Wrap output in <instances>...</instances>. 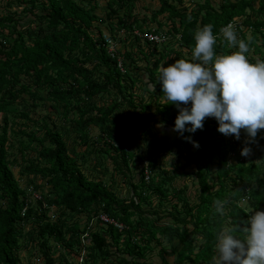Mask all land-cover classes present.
Instances as JSON below:
<instances>
[{"label": "trees", "instance_id": "obj_1", "mask_svg": "<svg viewBox=\"0 0 264 264\" xmlns=\"http://www.w3.org/2000/svg\"><path fill=\"white\" fill-rule=\"evenodd\" d=\"M0 1V264H34L20 255L28 243L41 253L40 264H70V256H81L83 249L86 256L77 264H158L152 259L156 249L162 264H170L169 256H176V264H211L215 230L244 227L252 212L264 211V130L250 143L251 158L231 161L240 142L225 140L215 118H206L195 133L173 131L179 109L159 82L161 65L175 63L182 53L191 59L195 31L205 25H213L217 54L238 50L228 48L220 32L236 18L252 28L250 37L237 29L252 50L250 60L264 61V0H199L191 9L183 0H157L151 19L134 15L138 0H109L104 16L98 0ZM15 5L22 11H12ZM164 26L171 39L161 45L135 33H159ZM106 33L116 42L127 34L116 54ZM26 105H43L47 114L40 132L19 131L17 157L9 150L7 114L28 119ZM169 132L175 135L171 145L164 140ZM143 134L158 154H175L165 167L158 169V154L133 151ZM21 160L20 172L33 189L49 187L46 205L35 202L25 215L27 190L14 173ZM87 162L104 179L90 178ZM146 162L154 171L149 181ZM179 174L193 177V202L188 181L175 186ZM217 199L228 200L223 216L215 212ZM53 208L55 219L49 215ZM100 212L123 228L97 222L83 241ZM29 221L32 229L26 231Z\"/></svg>", "mask_w": 264, "mask_h": 264}, {"label": "clouds", "instance_id": "obj_2", "mask_svg": "<svg viewBox=\"0 0 264 264\" xmlns=\"http://www.w3.org/2000/svg\"><path fill=\"white\" fill-rule=\"evenodd\" d=\"M220 32L227 46L238 50L217 54V36L208 24L195 31L190 60L180 58L159 68L163 95L179 109L173 131L181 136L195 133L211 117L225 136L239 140L243 130L254 142L264 130V61L249 62V43L238 39L231 23ZM184 138L199 148L190 136ZM250 152L245 146L241 155ZM214 204L215 212L223 216L228 200L217 199ZM244 225L215 230L211 264H264V211L252 212Z\"/></svg>", "mask_w": 264, "mask_h": 264}, {"label": "rangeland", "instance_id": "obj_3", "mask_svg": "<svg viewBox=\"0 0 264 264\" xmlns=\"http://www.w3.org/2000/svg\"><path fill=\"white\" fill-rule=\"evenodd\" d=\"M108 1L109 0H98V2H99L98 13L100 15L104 16L105 13L109 11V10H107ZM183 1H184L185 5L188 6L189 9H191V8L195 7L194 4L197 3L199 0H183ZM256 5H258V4H256ZM158 7H159V2L157 0H138L137 7L134 9L133 13H134V15H138L140 17L147 16L149 19H151V15H152L153 11L155 9H157ZM4 8H5V3L0 1V14L4 13ZM11 9H12V11H19V12L22 11V7H19L17 5L13 6ZM249 12L251 13L250 10H249ZM122 13L123 12L120 11L118 14L122 15ZM160 18H163V16H160L159 19ZM156 26H157V24L155 22H153V23L151 22V26L150 27L154 28ZM240 26L241 25H235L234 26V29H235L236 33H239L237 29L240 28L241 30H244V32L246 33L247 37H250L251 33H252V28H247V27H245L243 25L244 26L243 27L244 29H243ZM102 27H103V31L110 32L109 31V27H107V25L102 24ZM167 28H168L167 26H164L162 30L166 31ZM113 33H115V32H113ZM126 35L127 34H121L120 36H117V38H118V39H116L117 40V45H116L117 47H120V48L123 47V42H120L121 41L120 39H124L126 37ZM172 44H173L174 47H176L177 43L173 42ZM251 53H252V50L249 49L248 55L246 54V57L249 60V62L256 63L257 61H260V60H258L259 58L258 59L256 58L255 61L250 60V54ZM182 54H183L182 57L184 58L186 54L185 53H182ZM180 57H178V59H180ZM170 64H173V63H169L168 65H170ZM162 100L164 101L165 98H163ZM25 109L28 110V115H29L28 119L22 118L19 113H13L12 112V113L7 114V121H8V127H9V137H10L9 150L11 151L12 155L16 154L17 157L19 156L18 142H19V140L21 138V134H19L20 133L19 131L21 129H25V131L27 133H30L32 131L40 132L39 129H40L41 125L43 124V118L47 114V109L43 105H38V106H31V105L28 106V105H26ZM56 119H57L58 122L62 121L60 117L56 116ZM4 123L5 122L3 120V115H0V128H1V126H3ZM95 132L97 133V129H94L92 131V134H96ZM144 138H146V137L143 134L142 137L139 139V142L136 144V146L133 147V151L135 153H140V151L141 152L143 151V153H145V154L154 153V154L157 155L158 151H157L156 147H153V146L152 147H148L147 143H146L147 140H144ZM148 138L149 137H147L146 139H148ZM174 139H175V135L173 134V132H169L167 135H165V138H164L165 142L167 144H170V145L173 143ZM230 139L232 141L236 140V141L240 142L239 143V147L237 148V150L232 151L233 153L231 152V154L229 155V157H230L229 160H231V161H233V160L236 161L238 155L242 159V157H243L241 155L242 148H244L245 146H248L250 148L252 147V145L250 144L251 143L250 142V138L247 136V134L243 130H241V136H240L239 140H237L234 135L225 136V140H230ZM253 154H254V151L251 149V152H250L249 156L246 157L247 160L249 158H251L253 156ZM157 156H158V158H161L162 161L161 162L160 161L156 162L157 166H159V168L158 167H156V168L161 169V167H165V160H167V159H169L171 157L172 158L175 157V154H170L169 152L164 151L162 153H159ZM137 158H139V157H137ZM145 159H147V158H145ZM215 160H217V159L215 158ZM21 162H22V160L19 161L16 164H14L15 176H16L17 179L20 180L21 184L23 185V187L26 188V190H30V189L32 190L34 186L31 183L30 177H28V176H26L24 174H21V172H20ZM86 165L87 166H85L84 169L86 170V173L88 174V176L90 178L99 177L101 179H104V177L100 176V174L97 171H94L92 169L90 170L89 167L91 166V164H89V162H87ZM211 167H212L213 170L216 169V165L215 164H212ZM158 169H156V170L158 171ZM110 177H111V174L110 173L107 174V176L105 178L106 181L109 180ZM36 180H37L36 182H38V183L41 182L39 179H36ZM193 180H194L193 177L190 178V177H186L184 175H180L179 174V176L176 177V180L174 182L175 186L181 188L182 185L186 186V184H184V182L188 181L187 182V187L189 189L188 192L190 193L189 196H190V199H191L192 202L194 201L193 197H195L194 196L195 186H193ZM121 189H122L121 187H117L116 188V190L118 192H120ZM40 190L42 191V193H46L49 190V187H48V185H45V186L43 185V187H41ZM153 204L154 205L157 204V200H155L153 202ZM147 207H149V206H147ZM57 213H58V210L53 208L49 215L52 216L53 219H55ZM82 227H83V225H82ZM31 229H32V222L29 221L26 224V231H29ZM24 243L25 242H23V245H25ZM28 244H29L28 248H25L26 246H22V249L20 251V255L22 256L23 261L24 262H28L31 258H33L34 261H35L34 264L42 263V259L39 256L41 253L33 245H31L30 243H28ZM156 251H158V249H156L154 251L152 259H153L154 262H156L158 264H162V259L159 257V255L157 254ZM175 258H176V256H169L168 257V260H169L170 264H176L175 263ZM80 259H81V257L79 255H77V256L76 255H71L68 262L70 264H77V260L80 261ZM199 264H202V263H199Z\"/></svg>", "mask_w": 264, "mask_h": 264}, {"label": "built area", "instance_id": "obj_4", "mask_svg": "<svg viewBox=\"0 0 264 264\" xmlns=\"http://www.w3.org/2000/svg\"><path fill=\"white\" fill-rule=\"evenodd\" d=\"M242 20L240 18H236L234 21L231 22V24L233 26L235 25H241L240 27H244L243 24L241 23ZM135 33L142 36V38L144 39H148L151 42L157 43L159 45L167 43L170 39L171 36L169 33H167V31H160L159 33H154V32H148V31H141L139 29H135ZM104 39L106 40V42L109 45V50L111 53L116 54L117 53V42L114 41V39L112 38V36L108 33H106L104 35ZM192 52H190L189 56H191ZM119 60V66L122 67V59L121 56L118 57ZM153 168L150 167L149 162L145 163V171H144V175H145V180L149 181L151 179V176L153 174ZM25 206L23 208V215L26 214V210L33 205L35 202L41 201L44 203V205H46V201L43 197V193L41 190H35V189H30L27 190V194L25 197ZM97 222L102 223L103 225H112L115 227H118L119 229L123 228V223L119 222L118 220H116L115 218H112L110 215H108L105 212H100L98 215H96L95 217H93L92 221L89 222L86 231L82 234L81 239L84 241V239H86V237L89 235V231L92 230L94 228V226L97 224ZM86 256V251L83 249L81 250V259L80 262H83L84 258Z\"/></svg>", "mask_w": 264, "mask_h": 264}]
</instances>
